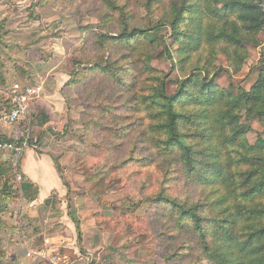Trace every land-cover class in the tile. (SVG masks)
I'll use <instances>...</instances> for the list:
<instances>
[{
    "label": "rangeland",
    "instance_id": "374dc122",
    "mask_svg": "<svg viewBox=\"0 0 264 264\" xmlns=\"http://www.w3.org/2000/svg\"><path fill=\"white\" fill-rule=\"evenodd\" d=\"M149 1L157 11L176 0ZM145 2L115 0L131 14L129 28L158 23ZM209 4L210 9L222 6ZM100 6L98 0H0V18L6 14L0 29L7 30L0 31V45L9 46L8 59L15 53L26 57L9 65L15 78L0 75V111L11 108L14 83L42 85L40 94L27 101L25 116L0 124V264H53V257L57 264H185L200 259L209 264L199 259L196 238L174 226L158 198L211 200L215 185L190 180L176 152L153 142L144 98L154 83L152 74L162 73L168 77V94L192 74L212 78L217 88L236 95L249 91L264 72V24L254 42L244 43L240 62H232L222 44H203L186 60L174 52L168 60L148 37L139 44L142 34L113 49L110 41L108 48L96 43L101 33L117 36L107 33L117 29L114 23L105 25L107 10ZM218 20L212 18L210 28L221 24ZM170 32L163 28L159 36L176 51L179 45ZM105 64L115 69V79L88 72ZM218 69L223 71L215 75ZM244 122L250 145L264 137L258 115L247 121L243 116ZM29 174L57 179V188L38 200V186ZM173 253L186 258L167 259Z\"/></svg>",
    "mask_w": 264,
    "mask_h": 264
},
{
    "label": "trees",
    "instance_id": "16d2710c",
    "mask_svg": "<svg viewBox=\"0 0 264 264\" xmlns=\"http://www.w3.org/2000/svg\"><path fill=\"white\" fill-rule=\"evenodd\" d=\"M210 1L222 6L210 9ZM210 1L176 0L171 6L162 5L155 11L152 1L146 0L143 7L158 23L142 29L129 28L131 14L127 15L124 6H119L115 0H98L99 6L107 10L105 25L114 23L113 29H117L107 33H117V36L101 33L96 43L108 48L110 41L113 49L115 44H123L129 37L136 38V42L143 35L139 44H145L149 38L150 43L156 42V47H160L159 55L168 60H172L174 52L182 54L180 59L186 60L188 54L196 52L203 44H222L221 49L228 58L240 62L244 59L239 57L240 51L244 55V43L254 42L264 24L260 0ZM231 14H235V20L228 21ZM109 16H114L115 20ZM214 17L219 18L221 24L212 29L210 23ZM167 27L179 45L176 51H171L165 39L159 36ZM222 71L218 69L214 74ZM88 72L115 79V69L107 64L92 66ZM0 75L3 76L2 71ZM152 75L154 83L144 98L148 101L144 110L153 121L149 126V132L156 135L152 137L153 142L162 144L168 153L176 152L190 180L201 181L200 185L205 187L214 184L213 191L217 192L211 200L178 201L163 195L159 196V202L163 203L176 228L196 238L199 259L209 264H264V137L258 136L255 144L250 145L245 137V122L241 123L243 116L247 121L252 115H258L264 122V72L249 91L238 95L229 88H217L212 78L198 74L181 79L177 90L168 94L167 75ZM2 79L0 77L1 91L4 89ZM233 152L239 153V157H234ZM179 255L181 259L186 258L185 254L173 253L167 259ZM185 264L203 262L200 259Z\"/></svg>",
    "mask_w": 264,
    "mask_h": 264
},
{
    "label": "built area",
    "instance_id": "2783aa9c",
    "mask_svg": "<svg viewBox=\"0 0 264 264\" xmlns=\"http://www.w3.org/2000/svg\"><path fill=\"white\" fill-rule=\"evenodd\" d=\"M260 8L264 14V4L260 0ZM42 89V85L35 86H20L18 83H14L9 90L11 98V108L6 111H0V124L4 121L12 122L27 114L28 107L27 101L32 99L33 96H38ZM51 263L57 264V258L53 257Z\"/></svg>",
    "mask_w": 264,
    "mask_h": 264
},
{
    "label": "crops",
    "instance_id": "0c3cea01",
    "mask_svg": "<svg viewBox=\"0 0 264 264\" xmlns=\"http://www.w3.org/2000/svg\"><path fill=\"white\" fill-rule=\"evenodd\" d=\"M5 15H6L5 13L2 14V17H5ZM2 17L0 19H2ZM1 24H2V22H0V26H1ZM7 27L9 29H14V28H12L13 26L12 27L11 26H7ZM0 31H1V33H4V34L7 33L6 29H0ZM8 33H10V32H8ZM7 47H9V46H7ZM7 47L5 48L3 44L0 45V66L2 68V75H5V77H7V78H8V76L13 75V78H15V75L17 73L15 72V69H13L15 67L14 63H18L17 59H22V61H24V59H26V57L18 55V54L15 53L14 55L13 54L12 55L9 54V56L12 59H8L6 57ZM13 59H15V60L13 61ZM9 65H14V67L13 66L10 67ZM10 78H11V76H10ZM23 86H27V85H23ZM0 92H1V88H0ZM37 161H41V160L38 159ZM29 177H32V182L34 183V185L36 187L38 186V189H37L38 190V197H37L38 200L43 199L45 197V195L47 193H49L53 188H57V179H56V181H53L52 179H49L46 176L45 177H41L38 174H34L32 176L29 174ZM52 177H53V174H52V176L50 178H52ZM73 253L76 254L77 252L73 251ZM65 263H73V261L72 262L71 261H67Z\"/></svg>",
    "mask_w": 264,
    "mask_h": 264
}]
</instances>
